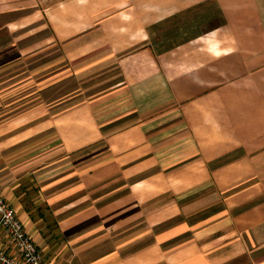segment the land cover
<instances>
[{"label": "crops", "instance_id": "1", "mask_svg": "<svg viewBox=\"0 0 264 264\" xmlns=\"http://www.w3.org/2000/svg\"><path fill=\"white\" fill-rule=\"evenodd\" d=\"M0 193L45 264H264V0H0Z\"/></svg>", "mask_w": 264, "mask_h": 264}, {"label": "built area", "instance_id": "2", "mask_svg": "<svg viewBox=\"0 0 264 264\" xmlns=\"http://www.w3.org/2000/svg\"><path fill=\"white\" fill-rule=\"evenodd\" d=\"M10 238L17 255L0 246V264H45L43 251L26 231L12 205L0 193V233Z\"/></svg>", "mask_w": 264, "mask_h": 264}]
</instances>
